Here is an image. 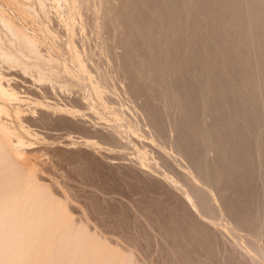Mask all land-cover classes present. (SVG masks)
I'll list each match as a JSON object with an SVG mask.
<instances>
[{"label": "bare ground", "instance_id": "bare-ground-1", "mask_svg": "<svg viewBox=\"0 0 264 264\" xmlns=\"http://www.w3.org/2000/svg\"><path fill=\"white\" fill-rule=\"evenodd\" d=\"M91 1L72 0L71 3H73V5L71 4V6L74 7L75 4L79 3L78 7L80 5V8L82 6L81 9L84 11L87 10L85 11L86 13L88 11L90 12L87 13L88 20L92 21L90 24L88 20H86L87 16L81 14L84 12L80 13L83 15V20L85 19L87 21L86 23L84 20L83 23L86 27L84 26L80 29L84 31V28H87L89 25V31L94 28L92 32L95 31L94 33L97 35L96 38H99L100 44L98 45L95 41L97 39L94 38L95 40H93L98 47L97 45L91 47L93 48L95 46L99 48L98 51L103 52L102 56L104 58L107 57V60L111 59L115 61L116 65L115 68L112 67L113 65L111 63L110 65L112 66L109 65L110 68H113L114 72L109 67L107 68L111 60L106 61L107 65L103 68H107L111 74L106 71L107 69L103 70V68H100L104 65H98L99 68L97 69H100L101 72L97 74L98 70H96L97 75L95 76V80H92V84L90 83V87L92 86L91 88L94 89L96 93H99V95H97L100 99L105 93L107 95L108 91L112 93L111 90L113 88L114 91H119L118 89L115 90V80L117 81L119 78V81L121 77L122 79L125 77L128 80L126 82H128L127 87L129 92H126L128 90L125 92L134 96L135 99L133 101L137 100L139 97L144 99L141 108L146 119L144 120L145 117L142 115L143 113L139 112V109H137V112H139L141 116L144 117L143 120L149 124L147 125V123H145L146 126L143 127L148 126V131L153 130L150 132L146 130L148 135L153 134L150 135V138H153V136L155 138L157 136L162 143L170 144V147L173 146L171 149L173 148V150L177 152V155L183 157V159L188 162L186 165H189L191 169H186L187 167H184L185 164L182 166L185 169L181 168V170H178L180 167L175 168V165H173L174 162L171 164L168 161L170 160L168 159L170 155H166L168 154L166 151L168 148L165 149L164 147L165 150L162 149L164 152L161 153H164L165 156L161 155L162 157L164 156L165 166L167 168L169 167V169L175 168L178 180L183 181L187 186V191L195 198L196 207H198L206 217L208 216L209 219H213V217L218 215L217 213L221 212L219 209L223 206L222 211L233 217V221L236 225L235 227H240V229L243 228L250 233L251 237L248 238V236H244L241 238H243V242L245 241L250 248L252 254L250 255L248 253L249 249H247V253L252 257L249 258L253 260V264H264V244L261 243V238L264 235V0H102L101 4L98 0L100 7L95 4L97 1H94V4L98 8H92L93 4ZM71 6L70 8L68 7L70 10L73 9ZM1 9L3 10V8ZM1 9L0 29L3 27L4 29L2 30H5L12 38L15 37V40L8 37L11 40L8 39V41H6L7 38L5 39L3 37L4 33L2 34L0 30V57L5 60H14L11 62L23 63L24 67L22 68L24 69L27 65L32 64V66L38 67L33 68H35L34 70L39 69L41 75H43L42 73L46 74L40 70L41 67L45 69L47 68L46 65H48L45 71L50 70V73L55 74V71L57 72L59 70V68H57V66H59L58 63H60L58 59H54V57H45L43 53L41 54L40 51L35 49L36 46L34 47V45L37 44L36 38L29 34H25L14 22L10 19L9 21ZM25 9L27 10V8ZM75 9H77V7ZM92 13L93 15L91 16L90 14ZM99 14H103L104 17H101ZM86 31H88V29ZM79 32H81V34L84 33L82 31ZM54 36L55 35H53V37ZM83 36L86 37L85 35ZM87 39L88 37H86V39L81 38L86 48L92 45L88 44L92 39H88V41H86L87 45L85 44V40ZM5 42L8 43L6 44ZM116 46H120L124 49L122 55L116 53ZM91 47L87 49L90 51L92 49ZM75 49L74 52L72 51V58H70L75 61L74 63H82L85 55L88 58L86 57L87 60H84V62L89 61L92 56L90 54L92 53H88L90 58L88 54H85L83 57V54ZM91 52H93V50H91ZM95 52L93 53L95 54ZM18 54L21 56H18ZM100 55L97 54L98 57ZM92 58H94V56ZM102 58L100 56V58H98L99 61L98 59H91L89 62L96 60L100 62ZM97 61L94 63L100 64L97 63ZM103 61H105V59ZM20 63L18 64L23 66ZM63 63H60V65ZM102 63L104 62H101V64ZM96 64L95 67H97ZM81 65L82 64H80V66ZM69 67L67 63L60 66L62 70L66 69L67 71L70 69ZM111 70L114 74L116 73L113 76L114 78L111 76L113 75ZM36 71L34 72L36 73ZM67 71L65 73H67ZM68 73L67 76H72L69 82H72V80L74 81L73 77L75 75L73 76L72 73ZM87 73L88 71L84 72L85 76L88 75L86 77L84 76L85 78L89 77ZM56 74L53 75L56 76L54 78L59 79L57 77H59L60 73L57 72ZM53 76L46 75L45 77ZM60 76L62 75L60 74ZM69 76L68 80L70 78ZM115 76L118 78L115 79ZM62 77H60V79ZM54 78L50 80H53V82L56 81ZM79 78L80 77H76L78 80ZM62 79H64V77ZM111 79H115L112 81L115 85H112L111 82V87H114L102 93L103 89H106V87L108 88ZM2 80V77H0V94L3 96L6 95L9 90H7V87L3 86L5 84L2 83ZM64 82L66 83V81ZM118 83L119 87L124 84V82L120 84L121 81ZM69 84L72 86L74 85L72 83ZM80 85L82 86V84L78 85V90L82 89ZM45 86L43 85L42 88ZM117 92H114L116 95L113 100H110L112 97L105 99V95L102 101L105 102L109 99L115 102L116 100L114 99L120 94ZM122 92L124 93V91ZM51 94L52 93H50V95ZM112 94L110 95L112 96ZM127 95L129 94H120L123 98L121 100L118 97V100H121L125 104L124 100L126 101V99H128L126 98ZM11 96L13 97V95ZM132 96L128 97L131 98ZM101 99H103V97ZM119 101L117 103L122 104V102ZM129 101L132 102L131 100ZM134 105L132 107H134ZM79 108L81 107L79 106ZM171 108H175L172 110H175L174 113L171 111ZM0 109L2 108L0 107ZM1 116L0 120L3 119ZM61 116L63 115L61 114ZM44 118L43 120L46 121ZM67 119L68 118L65 120ZM67 121H65V123H69V120ZM28 122L29 120L27 123ZM37 122L39 123L38 120ZM129 122L132 126L134 125L132 123H135L134 120L132 123L131 121ZM138 122L139 121H137L136 125ZM136 125H134V127L137 128L138 126ZM108 126L110 127L109 124ZM104 127H106V125ZM170 130L175 131H173L175 133L174 136L169 134ZM29 131L27 130V133ZM141 131L145 132V130L142 129ZM10 132V128L8 129L4 121L3 123L0 122V264L136 263V260L133 263L132 259L134 253L131 254L132 252H130L127 254V252L126 256L123 252L120 254L118 252L119 250H112L111 248L112 246L114 247V245L109 248L105 245L107 241L106 243L103 241L105 239L104 236L103 240L101 239L102 237L94 236V232L91 233L92 231L88 223L85 224L86 221L83 222L81 219L79 221H74L75 219L73 220L71 218L72 216H70L72 213H69L70 208L67 209L64 201L61 200V198L63 199L64 197L59 198L60 196L58 197L53 194V192H50L46 184H41L32 172L20 167L21 164L18 163V160H16L14 156L16 145H13L14 149H10L8 146L9 141L7 138H9ZM119 133L113 128L107 132V134H104V140H110L113 144L120 145V138L122 136ZM20 137L19 135L17 139L19 140ZM154 138L153 140L156 139ZM126 139L123 138L122 141H126ZM126 142L124 143L125 146H127ZM157 143V145L160 144L159 142ZM18 149L20 150L21 148ZM22 149L24 150V148ZM19 150H16L17 153ZM30 151L32 152V149L28 152ZM24 152L26 151L24 150L23 153ZM171 159L173 160V158ZM186 170H190V172ZM195 177L199 178L201 182H198L199 180L197 179V181ZM203 185L206 186L203 187ZM213 191L218 193L222 203L221 206H219L217 204L218 201L216 202L213 198ZM176 209L174 208V211H176ZM174 214L175 212L173 215ZM173 215L171 216L172 218L174 217ZM184 216H180L181 219ZM177 218H179V216ZM184 218L182 219L181 226ZM168 219L169 218H167V220ZM169 220L171 223H169V221L166 222L169 226L167 225L168 227H166V224L164 227L162 226V231L163 229L165 231H163L164 243L170 241L172 238V242H169L168 245L165 244L167 245L166 247L169 246L168 252L172 260L170 264H221L222 262L226 264L229 260H234V263L237 264L238 262L236 263L235 259H233L235 257L238 258V264H246L249 262L244 257L238 256L240 254L235 255L232 249L226 248L227 250L225 249V253L218 251L219 247L217 248V246H220L218 243L221 241H218V234L217 232L215 233L216 227H218L217 225L214 227L215 224L210 225L209 223V225L206 224L205 226L204 223V225H202L198 220L193 219L191 222L190 218V224L186 226L185 219L184 227L186 228L177 230L180 225L176 224L178 225L175 226L177 233H175V231L173 235H170L172 232L170 230V224H175L177 219L175 221ZM158 222L155 221L157 225L160 224H158ZM155 223L153 221V224ZM160 226L161 225H159V227ZM173 227H171V229ZM181 228H183V226ZM172 230L174 231V229ZM147 232L149 233V231ZM151 232L148 235L152 234ZM170 236L171 238H169ZM110 243H108L109 246L111 245ZM234 247L236 250L237 248L235 245ZM168 248L166 249L168 250ZM222 250H224V248ZM128 251H130V249ZM218 252L219 254L221 253V258H219L220 255L218 257ZM245 253L244 251V254ZM158 255L156 254L157 257ZM136 256L134 257L136 258ZM219 259L221 263H219ZM168 260H170V257ZM168 260H166V262ZM150 263L152 264V261H150ZM141 264L143 263L141 262Z\"/></svg>", "mask_w": 264, "mask_h": 264}, {"label": "rangeland", "instance_id": "rangeland-1", "mask_svg": "<svg viewBox=\"0 0 264 264\" xmlns=\"http://www.w3.org/2000/svg\"><path fill=\"white\" fill-rule=\"evenodd\" d=\"M71 1L70 0H42V1L41 0H0V9L3 8V10L2 9L1 10L4 12L6 18L14 22V24H16L17 27H20L24 31L25 34H29L30 36L36 38L35 40L37 41L36 42L37 44L34 45V47L36 46L35 49L40 51L41 54L43 53L45 57H52V58L54 57V59H58V62L60 63L64 62L63 64L67 63L68 67L70 66L69 67L70 69H68V71L66 69L62 70L60 66L63 64L60 65V63H58L59 66H57V68H59V70L57 72H59L64 77V79H62L63 77L60 76V74H59V77H57L59 79H56L54 78L56 76H53L57 73L55 70H54L55 74L50 73V70L45 71V69L47 70L48 65H46L47 68L45 69L41 67L40 70L46 73V74L42 73L43 75H41L40 74L41 72L39 71V69L38 70L36 69L37 71L34 70L35 68L33 67H36V66L34 65L32 66V64L27 65L28 67L26 66L24 69L22 68L24 67L23 63L21 64L20 62H18L21 65H23V66H20L17 62L16 63L11 62L14 60H5L4 58L0 57L1 59L0 60L1 62L0 63V77H2L3 79L2 83L5 84L3 86L7 87V90L10 91V94H9V91H7V94H9L10 96L7 94L2 96L0 94V96L2 97V98L0 97V105H1L0 107L2 108L0 109V116L2 115L1 118L4 119V120L1 119L0 122L3 123L4 121V124L8 127V129L10 128L11 130V132L9 133L10 134L9 138H7L9 141L8 143L9 148L14 149L13 145H16L17 147V148L15 147L16 150H19L18 148H21L19 150L20 152L18 151L20 155L14 149V153H15L14 156H15V159L18 160V163L21 164L20 167L24 170H29L30 172H32V174L36 177V179L41 184H44V185L46 184V187H48L47 189H49L50 192H53V194L57 195L58 197L60 196L59 198L64 197L65 200L64 198L63 199L61 198V200L64 201V204L67 207V209L68 208L71 209V211L69 209V213L70 212L72 213V215H70L72 216L71 218L73 220L75 219L74 221L76 220L79 221L80 219L83 222L86 221L85 224L88 223V226L90 227L92 231L91 233L93 232L95 233V234L93 233L94 236L96 235V236H99L100 238L102 237L101 238L102 240L104 236L105 238L103 240L104 243H106L107 241L105 245H107L109 248H111V246L114 245V247L112 246L111 248L112 250L113 249L114 250L116 249L115 251L119 250L118 252L120 254L123 252V254L125 253L126 256L130 252H132L131 254L134 253L132 256L133 263L136 260L135 262L137 264H141V262L143 264H151L150 261H152V264H156V263L157 264H167V263L170 264L172 260L168 252L169 246L168 247L166 246L168 245L169 242H172V238L170 236L169 238H171V240L164 243L165 239L163 235L165 231L164 229H163L164 232L162 231V226L164 227V225L166 224L165 226L168 227L169 224H167L166 222L169 221V223H171L169 219H171L172 221H175L177 219L175 221L176 222L175 224H170L171 225L170 230L172 231L170 235H173V232L176 231L175 233H177V230L186 228L184 226L185 224H187L186 226L190 224V218H191V222L193 219L198 220L200 221L202 225L205 224V226L206 224L209 225V223L210 225L215 224L214 227H216L217 225L218 227H216L217 231L215 230V233L217 232L218 234L217 236V238H219L218 241L219 240L221 241L218 243L220 244V246H217V248L219 247L218 251L219 252L221 251V253L223 252L225 253L227 249H232L234 250L235 255L240 254L238 256H241L242 258L244 257L245 259H247V261H249L246 264H250L253 261L251 260L252 257L250 256L252 253L250 252L249 246H247L248 244L245 241L243 242V238H241L244 236L246 237L248 236V238L251 237L250 233L243 228L241 229L240 227L236 228L235 227L236 225L233 221V217H231L228 214H225L224 211H222L223 206H221L222 203L216 191L212 192V196L216 202L218 201L217 204L222 207V208L220 207L221 209H219L221 210V212L217 213L218 215L216 214L217 216L213 217V219H209L208 216L206 217V215H204L198 209V207H196L197 204L195 203L196 202L195 198L190 194V192L187 191L188 190L187 186L183 183V181L178 180L176 170H175L176 167L177 168L180 167L178 168V170L179 169L181 170V168L185 169L184 167H187L186 169H191L189 165H186L188 164V162L185 161L183 157H181L180 155H177V152L173 150V148L171 149V147L173 146L170 147V144H167L164 142L162 143V141L158 139L157 136L155 137L157 140L154 138V136L153 138L155 140H153L152 137L150 138V135H153V134L149 133L150 135H148V133L146 132V130L147 131L149 130V127L148 126L143 127V126H146L145 123H147L146 121H144L146 117L141 108L143 106L144 99L139 97L137 98V100L133 101L135 99L134 96H132V94L130 93H126V92H129V89L127 87L128 82H126L128 80L125 77H123V79L121 77L119 80L121 81L120 84H123L124 82L125 85L123 84V85H120L119 87L118 86L119 78L115 76L116 77L115 79L118 78L117 79L118 82L115 79L113 80L111 79L110 84L108 85V88L106 87V89H103L102 93H105V91H108L114 87V86L111 87L114 84L112 82L114 80H115L114 82H116L115 90L118 89L119 91L120 90L121 91L120 92L119 91L117 92V90L114 91L113 90L114 88H113L111 90L113 94L110 93V91L107 92L108 96L106 95V93L104 94V96L100 94L103 97V99H101L102 97H100L99 99V96H98L99 93H96V91H94V89L91 88L92 86L90 87V83L95 80V76L99 74L98 72H101L100 69H97L99 68L98 65L100 66L104 65L100 67L102 69L103 67H106L107 65L106 61H110L111 59L107 60L106 59L107 57L104 58L102 56L103 52L98 51L99 48L97 47L100 44L99 42L100 40H98L99 38L98 39L96 38L97 35L94 33L95 31L92 32L94 28L90 29L91 31H89L88 27L90 26L89 24L92 21L88 20L87 13H90V12L88 11L86 13L85 11L87 10L84 11L83 9H81L82 6L80 8V5L78 7L79 3L78 4L74 3L75 6L77 7V9H75L76 8L75 6H74L75 8L71 6V4L73 5ZM92 1H91V3L93 4L92 8L100 7V4L102 2V0H99L100 1V4H99L98 0H92ZM94 1H97V2L95 3ZM94 3L98 7H96ZM32 6L34 9L32 8ZM70 6L71 8H73L72 10L69 9ZM25 8H27V10ZM68 9L70 12L68 11ZM27 11L28 13L29 12L30 13L28 14ZM81 12H84L86 15ZM80 13L83 14L84 16H87L86 20H88L89 22L88 24L89 26H87V28H84L85 29L84 31L81 30L82 29L81 27L85 26L83 25L85 19L83 20V15H81ZM90 15L92 16L93 13ZM79 16L81 17V19ZM100 16L102 17L103 14H101ZM80 24H82L83 26ZM91 26H92V23H91ZM2 29L4 28L2 27L0 30L2 31V34L4 33L3 37L5 39L7 38L6 41H8L9 39L8 37L12 38L6 33L5 30L3 31ZM87 29L88 31H86ZM79 31H82L84 33L81 34V32ZM5 33L8 36H6ZM53 35L55 36L53 37ZM83 35L88 37V39L90 40L92 39V41L89 40L90 43L88 44L89 45L92 44L89 47L93 45L96 46L98 44L97 47L94 46L95 48L91 47L92 48L91 50H93V52L96 51L95 52L96 55L93 52H91V50L89 51L90 49L89 47H87L89 49L84 47L85 45L83 44L84 42L81 40V38L86 39V37H84ZM14 38H12V40H15ZM94 38H96L97 40H95ZM88 39L85 40V44L87 43L86 41H88ZM93 39L97 42V44ZM5 43L7 44L8 42H5ZM75 48L78 50V52L83 54L82 55L83 57L85 54H88L89 52L92 53V54L89 53L90 55H92L91 58H90V55L88 54L90 58L89 61H91V59L93 60L98 59L100 58V56L101 58L102 57L103 58L101 59L100 62H98L99 59L98 61L96 60L97 63H100V64L94 63L96 61H93V62L88 61L89 63L85 61L86 62L85 63L84 60H87L86 59L87 56L85 55V58L82 57L84 59L82 63H79V64H77V62L74 63L75 61H73V59H70V58H72L71 54H73ZM116 48H117L116 53H118L119 55H122L124 49L120 46L119 47L116 46ZM82 50L83 51L87 50V51L83 52ZM97 54L100 56L98 57ZM18 56H21V55L18 54ZM93 56L94 58H92ZM104 59L105 61H103ZM20 61H21V58H20ZM111 61L109 63L107 62L108 63L107 68L108 67L110 68V66L112 65H113L112 67L115 68V65H116L115 61L113 60ZM101 62H104V63L101 64ZM92 63H93V67H92ZM110 63L112 65H110ZM80 64L82 65L80 66ZM95 64L97 67H95ZM84 68L85 70L88 71L87 73L89 74L88 78H85L88 75L85 76L86 73L84 74V72H87V71H85ZM107 68H103V70ZM55 69H56V66H55ZM110 69L113 70V68H110ZM96 70H98L97 74H96ZM34 71H36V73L38 71L39 72L36 75ZM66 71L67 73L70 71L69 73H72V75L73 76L75 75L77 78L80 77L79 80L76 79V77L74 76L73 77L74 81L72 80V82H69L71 81L72 76L68 75L70 77L68 80L67 73H65ZM106 71H108V69ZM62 72L64 73L67 79L65 78ZM108 72L109 74H111L110 71ZM115 74L113 73V75H111L112 78H114L113 76ZM46 75L47 76L50 75L53 77H45ZM60 77L62 78L60 79ZM52 78H54V80L56 79V81L54 82L53 80L51 81L50 79ZM84 78H85V81H84ZM64 81H66V83ZM77 82L78 83L80 82L79 84H82V86L80 85V88L82 89H79V90L77 89L79 88L78 87L79 84ZM111 82H112V85H111ZM55 83L57 84V86ZM69 83H72L77 87H75L74 85L72 86ZM43 85L44 86L46 85V86L42 88ZM121 86L122 87L124 86V87L122 88ZM13 91H14L15 96L13 94ZM122 91H124V93ZM114 92L115 93L117 92L118 94L120 93L121 95L129 94L126 96V98L128 99L124 98L126 99V101L124 100L125 104L121 101L123 96H120V94L119 96L118 95L116 96L117 99L116 98L114 99L116 100L115 102L117 103L119 101L118 100V97H119V99H121L120 101L122 102L124 106L122 104H118V103L116 104L115 102L110 101V100H113V98L116 95ZM50 93L52 94L50 95ZM109 93L112 94V96ZM11 95H13V97ZM128 96H132L131 97L132 99L129 98ZM104 97L105 99L108 97L109 98L112 97V98H110V100L107 99L105 102H103L102 100H104ZM30 99L31 100L33 99V100L31 101ZM129 100H131L133 103L130 102ZM108 101L110 102V104ZM133 105L134 107H132ZM79 106L81 108H79ZM137 109L140 110L139 112L143 113L142 115H144L145 118L141 116L139 112H137L138 111ZM173 109L175 108H171V111ZM6 110L8 111V113ZM172 112L174 113L175 110ZM61 114L63 116H61ZM44 117H47V118H44ZM43 118L46 119V121H44ZM63 118L64 120L68 118L67 120H69V123H67L68 122L67 120H65L67 121L65 123ZM47 119H48V122H47ZM28 120L29 122L27 123ZM37 120L39 121V123L37 122ZM133 120L135 123H132ZM129 121H131V123L134 125H136L137 121H139L138 124L136 125L138 127L136 128L134 127V125L133 126L130 125ZM107 123L110 125V127L108 126ZM105 125L106 127H104ZM147 125L149 124L147 123ZM28 128L30 129V131ZM113 128H115V130L118 133L121 131L119 134H121L122 137L121 136L119 137H121L122 139L127 138L126 139L127 142L125 140L122 141V139L120 138L121 142H120V145H118V144H113V142H111L110 140L109 141L104 140V134H107V132H109ZM83 129L85 132L83 131ZM141 129L145 130L146 133L141 131ZM27 130L30 133L29 132L27 133ZM35 131L38 133H36ZM150 131H153V130H150ZM173 131L171 130L169 131V134H171V136L175 135L174 133L175 131L174 132ZM12 132L15 134H13ZM17 134L21 136L19 140L17 139L19 136ZM154 141L159 142L160 147L159 145H157L158 143ZM125 142L127 143L126 144L127 146H125L124 144ZM164 147L165 149L168 148L166 150L168 154L166 155L171 156V157L170 156L168 157V159H170L171 161L170 160L168 161L171 164L174 162L173 165H175V168H171L172 170L169 169V167L167 168L164 164L165 159L163 157L165 155L164 153H161V152H164L163 151L165 150ZM22 148H24V150L26 151L24 152L25 154L23 153L24 150ZM121 148H127V149H121ZM31 149H32V152L31 151H30L31 153L28 152ZM161 154L164 156L162 157ZM171 158H173V160ZM183 164H185V166ZM186 171L190 172V170H186ZM196 180L198 182H201L199 178H196ZM199 184H202V183H199ZM205 186L206 185H203V187ZM66 200H67L68 205L66 204ZM174 208L175 209L177 208L176 211H174ZM172 212L173 213L175 212V214L173 215ZM171 214L174 216L173 218L175 219L171 217L172 216ZM178 216L179 218H177ZM180 216L181 217L184 216L185 217V218L183 217L184 220L186 219L185 224L183 220V224H182L183 228H181L182 227L181 223H182L183 218L181 219ZM167 218L169 219L167 220ZM153 221L154 223L155 221H157L158 224L160 223L159 225H161L160 226L161 228L156 223L153 224ZM176 224L180 225L177 228V230H175V226H178ZM171 227H173L172 229H174V231L171 229ZM147 231H149V233L151 232L152 234L148 235L149 233ZM261 239H262L261 243L264 244V235L262 236ZM108 243H110L111 245L109 246ZM234 245L237 248L236 250H235ZM166 248H168V250ZM221 248L222 249L224 248V250H222ZM126 249L128 250L130 249V251ZM247 249H249V251ZM244 251L246 252L245 254H244ZM247 251L250 255H248ZM219 252H218V257L221 254V253L219 254ZM156 254L157 255L159 254L158 257L156 256ZM134 256H136V258ZM155 256L157 257V259ZM169 257H170V260H168ZM221 257L222 256L220 255L219 258ZM233 259H235L236 263L237 262L239 263L238 258L235 257ZM166 260H168L169 262L168 261L166 262ZM227 262L229 264H232V262L233 264H235L234 260H229ZM219 263H221V260ZM221 264H225V263L222 262ZM251 264H253V262Z\"/></svg>", "mask_w": 264, "mask_h": 264}]
</instances>
